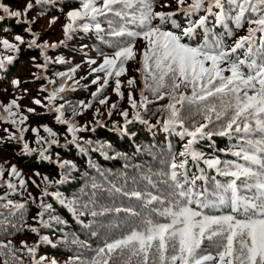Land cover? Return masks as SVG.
<instances>
[{
  "label": "snow or ice",
  "instance_id": "obj_1",
  "mask_svg": "<svg viewBox=\"0 0 264 264\" xmlns=\"http://www.w3.org/2000/svg\"><path fill=\"white\" fill-rule=\"evenodd\" d=\"M55 2L56 0H26L23 10H13L0 2V12L3 13L0 21L8 17L27 25L25 31L32 37L27 41V47L41 50L44 63L35 64V67L41 69H46L49 63L46 55L49 45L38 42L39 35L31 27L36 21L29 20L28 13L34 8L53 5ZM155 2L156 0H80V8L67 13L68 23L63 28L66 39H71L76 31L87 33L92 28L98 34H104L100 17L107 19L109 25L106 35L112 39L104 40L103 35L99 38L116 50L111 56L98 51L103 59L97 67L91 68V72H102L104 76L102 83L99 76L92 80V84L99 85L97 91L92 93L93 100L109 86V80L113 77L116 78L114 91L118 97L123 98L119 77L126 74L127 62L136 59L135 42L141 39L145 42V48L140 53L139 71L144 77V90L151 91L159 99L168 97L169 103L163 109L167 114L163 119V127L176 132L181 140L188 138L178 154L179 159L172 153L168 171L158 173L166 177L163 183L169 189L167 196L150 191L123 192L122 188L112 185L111 191L123 192V195L141 201L148 209L143 226L120 238L105 241L91 258L76 256L71 264H264V0H176V12H157L154 10ZM161 7L170 5L164 3ZM201 12L205 15L192 19ZM181 13L188 20L187 26L182 29L174 18ZM210 16L215 18L213 27L208 26ZM154 20L159 23L153 24ZM129 24L134 25L137 30H130L127 27ZM168 24L177 31L169 30L166 27ZM231 25L235 29H241L245 25L248 27L247 35L241 36L229 47L224 36L234 35ZM215 26L223 28V35L213 30ZM201 32L202 39L197 42ZM257 33L262 34L259 47L255 46L254 38ZM14 40L15 43L6 38L0 39V47L4 53H18L20 46L26 43L20 35H16ZM238 50H243L244 58L237 55ZM15 59L13 55L0 53V70H5ZM56 62L66 63L63 59ZM88 63L97 65V60L90 59ZM76 67L59 75L62 79L70 80ZM12 84L18 88L21 81L15 79ZM134 84V78L128 79V86ZM41 90L46 91L43 88ZM64 90V86H61L58 92L62 93ZM144 90L140 93L139 102L131 92L128 94L134 115L129 120L128 111L121 113L125 130L134 121L149 125V121L144 120L139 111H135L138 108L147 110L150 101L144 95ZM19 99L16 97L7 104H0V120L11 124L19 133L17 136L5 128L4 131L9 133L8 140L23 141L24 132L28 130L20 127L25 124L28 116L20 112ZM56 99L57 91L50 92L49 104ZM107 102V97L99 99L101 105ZM33 103L47 107L39 99H35ZM79 106L85 109L91 107V101L88 104L81 101ZM63 107L60 105L52 110L58 114V123L68 125V131L75 140L77 128L65 119ZM116 107V104L111 105V109ZM26 111L34 112L35 109L28 108ZM73 111L74 114H80L75 112V108ZM197 116L203 122L196 120ZM186 120L192 121L190 126L186 124ZM43 130L51 137L56 135L50 127L44 126ZM32 132L37 136L36 143L40 144L42 138L38 129L33 128ZM213 136H234L238 150H230V154L243 163L222 161L219 157L205 158L204 153L197 150L195 145L201 139ZM49 143L55 144L57 141L53 139ZM35 151L28 143H23L24 154ZM46 152L47 149L41 150L39 156L49 160ZM201 162L208 169H214L217 175L228 177V181H216L211 191L207 186L198 188V180L205 181V185L208 180L204 169L199 167ZM190 163L199 169L200 175L191 173ZM59 167L64 169L74 165L65 161L59 163ZM5 175L6 170L0 165V181L6 184L10 195H16L18 188L26 189V181L15 165L7 170V180L4 179ZM13 179L18 183H14ZM42 179L45 183H51L47 176ZM142 179L148 185L156 186L151 175H143ZM212 179L215 180V177ZM63 182V176L55 181L57 184ZM91 186L93 190L102 187L95 181ZM44 195H49L47 189ZM60 202L77 215L76 201L62 199ZM153 205L159 207H150ZM25 207L23 202L0 196V236L15 235L24 230ZM40 207L41 211L34 218L40 228L51 227L50 221L53 220L57 224L65 223L59 217L51 216V205L41 203ZM84 207L87 208L88 205L85 204ZM225 207L229 209L227 213L222 212ZM111 212L140 215L132 208L121 207H101L99 211L93 210L91 215L104 216ZM46 213H49L48 220L44 218ZM152 213L163 217L165 222L151 219ZM79 215L84 213L80 212ZM27 230L36 233L40 243L52 244L48 236L40 234L39 228L28 226ZM205 242L215 251H208ZM73 243L83 242L74 239ZM38 247L39 244L29 246L26 242H21L20 248H16L12 240L5 242L0 239V258L3 264H24L17 253L26 249L31 264H44L46 257L36 256ZM49 264H57V261L52 259Z\"/></svg>",
  "mask_w": 264,
  "mask_h": 264
},
{
  "label": "trees",
  "instance_id": "obj_2",
  "mask_svg": "<svg viewBox=\"0 0 264 264\" xmlns=\"http://www.w3.org/2000/svg\"><path fill=\"white\" fill-rule=\"evenodd\" d=\"M0 2L13 10H23L26 0H1ZM164 3L170 5V7H165L164 12L177 11L176 0H156L154 7L157 6L160 8V5ZM78 8H80V0H56L53 5L37 7L28 13V19L36 21L31 27L33 32H38L40 37L39 43L50 40L46 30L45 32L38 29L41 26V22L36 18L37 16H42L50 25L58 23V26L61 28L60 37L53 44L56 47L50 46L46 49L49 63L46 69H42L43 77L39 75L37 67L33 69L29 68V71H27L28 74L23 75L24 77L16 74L19 63L31 61L35 66V64H43L44 58L41 55L40 49H29L27 47V41L32 38L25 31L27 25L17 23L14 18L8 17L0 21V39L6 38L10 42L15 43L14 37L20 35L26 42L20 46L18 53H4V50L0 47V53L10 54L16 57L14 62L8 65L5 70H0V99L4 97L8 98L6 101L1 100L0 104H7L13 98L19 97L20 112L28 116L25 124L20 126L28 129L24 132V140L21 142L7 139L9 133L4 131L5 128L16 135H19V133L16 132V129L11 124L0 120V149L9 156L10 161L21 173H29L33 177L31 182L27 176L25 178L22 177L25 179L26 189L29 187V191L18 188L16 195H10V190L6 187V184L0 181V196L25 203L24 220L26 224L24 230L21 231H23L24 238L36 242L35 244H39L36 256L37 258L41 256L46 257L44 264H49V261L52 259H55L57 264H69V261L78 255L85 259L91 258L95 254V250L103 246L105 241L120 238L131 230L142 227L144 217L148 216V209L144 207L141 201L123 195V192L138 191L135 186H127L123 182V178L131 180V184L134 185V177L137 178L136 184L140 182L147 183L142 179V176L151 175L156 186L152 187L149 185L148 192L167 196L169 189L163 183L166 177L158 175V173H161L162 167L165 172L168 171L169 159L172 153H175L177 159H179L178 154L183 150V146L188 139L186 137L184 140H181L176 132L164 129L163 119L167 114L161 111L169 101L163 103L151 91L144 90L145 96L150 101L148 104L157 103L154 108L155 115L151 116L142 109L135 110L140 112L144 120L149 121L151 127L139 121H134L128 124L125 130L123 127L125 121L121 113L128 111V119L132 120L134 110L130 105L120 112H117L118 107L121 105L120 100L107 102L104 105L93 100L92 93L97 91L99 85L92 84V80L99 76L101 77L100 83H102L104 73L91 72V68L97 67L99 63L97 65H89L86 62V50L92 59L95 56H101L98 54V51L105 55H112L116 49L108 46L107 43L99 38L100 35H103L104 40L112 39L106 35L107 30H109V25L107 19L104 17L99 18L101 26L105 30L104 34H98L92 28L87 33L76 31L72 34L71 39L65 38L62 23L64 25L68 23L67 13ZM214 11L217 10L214 9ZM41 12H43L42 15L40 14ZM0 15H3V13L0 12ZM199 15H205V13L201 12L192 19H196ZM174 18L180 24L181 29L187 26L188 20L183 13ZM53 20L55 23H51ZM157 23H159L158 20L153 21V24ZM214 24L215 18L210 16L208 26L213 27ZM166 27L169 30L177 31L171 28V24H168ZM231 27L234 29V35L232 37L224 36L226 44L235 36L239 39L241 36L247 35V25L241 29H235L234 25H231ZM129 29L137 30L135 26ZM213 30L223 35L224 30L221 26H215ZM261 35V33H257L254 38L256 47L260 46ZM200 39H202V32L197 38V42ZM62 41L63 43H61ZM142 41L141 39L136 40V52L138 50L142 52L144 49L140 46L136 48ZM233 44L232 42L229 45L232 46ZM95 47L98 49L95 50ZM242 53L243 50H238L237 55L244 58ZM58 59H63L66 63H57L56 61ZM140 59L141 56L137 55L136 59L128 61L126 64V74L119 77L122 85V99L128 100L129 92L132 93L133 97L138 99L137 89L140 87L144 88V77L141 71H139L141 69ZM77 65L79 67H76ZM64 66H69L71 69L76 67L75 73H71L73 76L68 84H66V81L69 79H62L59 75L70 72L71 69L63 70ZM37 76L40 78L37 79ZM130 78L135 79L133 86L127 85V81ZM15 79L21 81L18 88L12 84V81ZM74 79H77L76 83H72ZM115 79L113 77L109 80V86L103 92L107 91L106 95L109 94L114 98L121 99L114 91ZM62 80H64L63 83H61ZM49 81H52V83H49ZM149 83H151L150 78ZM50 86H52L51 89L49 88ZM61 86L65 88L62 93L58 92ZM42 88L46 89V91H42ZM24 89L27 91L25 92ZM53 91H57V99L49 104L48 95ZM139 91L141 92L142 89ZM104 97H106L105 94L102 98ZM167 98V96L164 97V99ZM35 99L41 100L42 104L47 105V107L34 104L33 101ZM81 101L84 104H88L91 101V107L86 109L81 108L79 106ZM112 104H116L117 107L111 109ZM60 105L64 106L65 119L77 128L74 134L75 140H73V134L68 131V125L57 122L56 117L58 114L52 109ZM28 108H33L35 111L27 112L26 110ZM74 108L75 112L80 114H74ZM110 111L111 115H109ZM0 113H2V109H0ZM16 118L18 119V116ZM191 123L192 121L188 122L186 120L187 125L190 126ZM30 124L35 126H31ZM44 126L50 127L56 135L54 137L49 136L43 130ZM33 128L38 129L39 136L42 138L40 144L36 143L37 136L32 132ZM53 139L57 143H49ZM25 142L31 148L36 149V151L31 154H24L23 143ZM195 147L204 153L205 158L219 157L222 161L234 160L243 163L242 160L230 154V150H238L237 140L234 136L204 138ZM43 149H47L46 155L50 157L49 160H44L39 156V152ZM65 161L69 165H74V167L61 169L59 163ZM2 166L5 170L7 169L4 165ZM189 166L191 173L200 175V171L196 166L191 163ZM199 167L204 169V174L208 180L207 185H205V181L198 180L196 182L198 188L207 186L211 191L214 189L216 181L226 183L229 179L228 177L217 175L214 169H208L203 162L200 163ZM35 173H39L40 175L37 176ZM45 176L48 177V180L51 182L50 184L43 181L42 178ZM62 176L64 182L59 184L55 183ZM212 177H215V180ZM7 179L6 173L5 180ZM32 181L36 183L33 184ZM93 181L99 183L102 187L93 190L91 186ZM13 182L18 183L15 179H13ZM112 185L122 188L123 192L116 193L111 191ZM45 189H47L49 195H44ZM94 191L95 195H93ZM62 199L65 201H76L77 215H74L68 207L61 204L60 201ZM41 203L51 205V216L59 217L65 221L64 224H57L54 220L50 221L51 227L44 228L40 231L41 235H46L50 238L52 244L40 243L39 236L27 230L28 226L40 228L34 218L41 211ZM85 204L88 205L87 208L84 207ZM101 207L112 209L116 207L132 208L140 215L132 216L125 212H120L119 214L111 212L104 216L93 217L91 212L93 210L99 211ZM150 207H159V205ZM228 211L229 209L227 207L222 209L224 213ZM80 212H83L84 215H79ZM44 218L48 220L49 213H46ZM151 219L156 222H165L163 217L157 216L155 213H152ZM74 239L83 243H73ZM28 264H31V260L28 261Z\"/></svg>",
  "mask_w": 264,
  "mask_h": 264
},
{
  "label": "rangeland",
  "instance_id": "obj_3",
  "mask_svg": "<svg viewBox=\"0 0 264 264\" xmlns=\"http://www.w3.org/2000/svg\"><path fill=\"white\" fill-rule=\"evenodd\" d=\"M1 1V0H0ZM162 5V4H161ZM160 5V6H161ZM162 8V9H161ZM164 9V10H163ZM154 10L155 11H157V12H159V11H165V7H160V8H158L157 6L156 7H154ZM168 10V9H167ZM36 18H38L39 19V21L41 22V26L40 27H38V29H40L41 31H47V34H49V40L50 41H45V42H42V43H47L48 45H49V47L51 46V45H53L54 44V42L56 41V40H58L59 39V37H60V33H61V28H60V26H58V23H55V24H52V25H50V23L49 22H47V20H45L42 16H37ZM198 17H196V19H197ZM62 26H64V24L62 23ZM127 27L128 28H132V27H134V26H131V25H127ZM45 31V32H46ZM109 30H107V32H108ZM239 31V30H238ZM35 33H37L38 34V32H36L35 31ZM39 35V34H38ZM53 36H56V37H53ZM39 39H40V37H39ZM238 39V37L237 36H235V37H233L231 40H229V42H227V45L229 46V47H231V45H229L230 43H234L235 42V40H237ZM13 41V40H12ZM142 47V48H145V42L144 41H142L136 48H138V47ZM96 49L95 50H97L98 48L97 47H95ZM93 49V48H92ZM140 53H141V50H138L137 51V55H140ZM86 55H87V58H86V62H88V60H90L91 59V57H90V54H89V52L86 50ZM108 56H111V55H108ZM92 59H95V60H97V63H101L102 62V59H103V57L102 56H98V57H93ZM35 66H34V64L33 63H31V61L30 62H22V63H19V65H18V67H17V70H16V74L18 75V76H20V77H24L23 75H26V74H28L27 73V71H29V68H31V69H33ZM38 70V72H39V75L40 76H44V74H43V71H42V69H40V68H37ZM69 69H71L69 66H64L63 67V70H69ZM230 73H225V75H229ZM72 76H73V74H71ZM63 81L64 80H62L61 81V83H63ZM77 82V79H74L73 81H72V83H76ZM68 83H70V80H67L66 81V84H68ZM52 85V84H51ZM51 87L52 86H50L49 88L51 89ZM140 89H142V90H144V88L143 87H140L139 89H137V98L138 99H136V97H134V99H136L137 100V102H139L140 101ZM139 91V92H138ZM105 94V96L108 98V102H111V101H115V100H120L121 101V105L118 107V110H117V112H120L122 109H124V108H126V107H128L130 104H129V100H125V99H117V98H114V97H112L111 95H106L107 94V91L106 92H102L96 99H95V101L97 102V103H99V99H101L102 98V96ZM2 95V94H1ZM144 95H145V91H144ZM8 98L7 97H4L3 99H0V101L1 100H3V101H6ZM87 99H88V96H87ZM86 99V100H87ZM161 101L163 102V103H167L168 101H169V99L167 98V99H161ZM156 105H157V103L155 102V103H151V104H147V110H145V109H142V108H138V109H142L144 112H146V113H148L149 115H151V116H153V115H155V112H154V108L156 107ZM81 108H83V107H81ZM81 108H79V109H81ZM161 112H163V110L161 111ZM186 115H188V113H186ZM196 120H200V121H202V118L201 117H199V116H197L196 117ZM188 122H191V120H187ZM31 126H35V125H32V124H30ZM18 136V135H17ZM18 142H21V141H18ZM235 144H236V142H234ZM3 161V162H2ZM0 165H4L7 169H6V173H7V170L11 167V165H14L11 161H10V158H9V156H7L6 155V153L4 152V151H2L1 149H0ZM161 165V164H160ZM160 168V167H159ZM160 170V169H159ZM159 172V171H158ZM161 172H165L164 171V168L162 167V171ZM27 176V178H28V180H30V182H31V179L33 178L29 173H24V172H22V177H26ZM5 179V178H4ZM136 180H137V178L136 177H134L133 178V181H134V185L133 184H131V180H129V179H125V178H123V182L127 185V186H135L136 187V189L138 190V191H141V192H148V187H149V185L147 184V183H143V182H140V183H138V184H136ZM26 190H28L29 191V187H27V189ZM77 191H79V190H77ZM24 196V195H23ZM8 199H10V198H8ZM79 201H81V200H79ZM40 229V231H42L44 228H39ZM9 231H11V229H9ZM59 236V235H58ZM0 239H3L5 242L7 241V240H12V242H13V245L16 247V248H20V245H21V242H26L29 246H32V245H35V243L36 242H32L30 239H26V238H24L23 237V231H19V232H16L15 233V235H11V236H7V235H5V236H0ZM205 244H206V247H208L207 246V242H205ZM208 251H212V252H214L215 251V249L214 248H211V247H208ZM17 255H20L21 256V258L23 259V262H24V264H28V261L29 260H31V258L29 257V255H28V253H27V251H26V249L25 250H23L22 252H18L17 253ZM71 262H72V260L71 261H69V264H71ZM0 264H3V260H2V258H0Z\"/></svg>",
  "mask_w": 264,
  "mask_h": 264
}]
</instances>
